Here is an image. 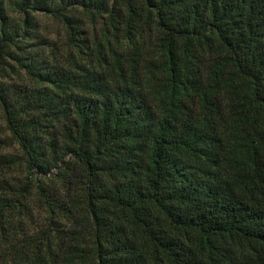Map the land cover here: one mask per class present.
Instances as JSON below:
<instances>
[{
    "label": "trees",
    "instance_id": "obj_1",
    "mask_svg": "<svg viewBox=\"0 0 264 264\" xmlns=\"http://www.w3.org/2000/svg\"><path fill=\"white\" fill-rule=\"evenodd\" d=\"M0 113L2 264H264V0H0Z\"/></svg>",
    "mask_w": 264,
    "mask_h": 264
},
{
    "label": "rangeland",
    "instance_id": "obj_2",
    "mask_svg": "<svg viewBox=\"0 0 264 264\" xmlns=\"http://www.w3.org/2000/svg\"><path fill=\"white\" fill-rule=\"evenodd\" d=\"M12 16L17 15L14 11H11ZM38 19L40 22L44 25L45 33L48 35V37L55 41V42H61V40L65 37L64 30L62 29V26L55 22L53 19L44 17L41 15H37ZM9 136V133L6 131V125L4 122L3 115L0 113V139L5 138ZM5 146L0 148V153H5V152H11L9 148L3 149ZM0 264H2L0 262Z\"/></svg>",
    "mask_w": 264,
    "mask_h": 264
}]
</instances>
